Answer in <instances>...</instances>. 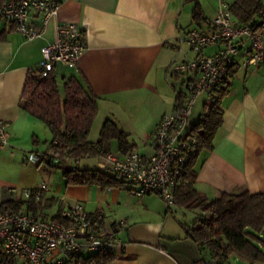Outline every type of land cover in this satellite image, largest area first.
Listing matches in <instances>:
<instances>
[{
    "label": "crops",
    "instance_id": "obj_1",
    "mask_svg": "<svg viewBox=\"0 0 264 264\" xmlns=\"http://www.w3.org/2000/svg\"><path fill=\"white\" fill-rule=\"evenodd\" d=\"M56 1V15L40 37L26 40L1 21V26L6 24L7 34L0 40V119L9 123V144L0 150V203L7 195L19 199L22 189L45 186L42 199H53V205L64 208L77 201L87 212L101 214L108 221L124 220L120 236L125 247L114 252L110 264H195L203 253L191 237L195 218L190 219V210L183 206L167 208L156 194L137 196L126 184L68 185L61 175L58 181L47 180L49 185L42 174L54 170L29 163L27 155L33 151L44 153L52 133L20 106L25 77L37 68L40 47L54 41L58 25L77 22L85 49L74 67L55 66L58 85L74 76L96 97L95 118L102 117L96 127L98 136L103 122L110 119L128 134L131 150L152 153L156 125L175 108L177 94L182 92L178 84L183 79L171 74V66L193 57L183 39L190 29L199 28L192 21L194 2ZM234 1L198 0L205 20L212 18L222 4L229 6ZM30 15L36 22V13L31 11ZM245 41L239 39L242 48L220 99L222 121L213 147L201 149L191 164L193 187L209 199L220 191L237 192L241 188L251 194L264 193V66L242 65ZM216 50L217 45L206 52L213 54ZM203 95L210 99L206 104L216 92ZM201 112L194 116L193 109L192 124ZM98 136L87 139L96 141ZM110 151L121 157L129 152L121 153L116 141L111 142ZM259 237L264 240V231Z\"/></svg>",
    "mask_w": 264,
    "mask_h": 264
},
{
    "label": "built area",
    "instance_id": "obj_2",
    "mask_svg": "<svg viewBox=\"0 0 264 264\" xmlns=\"http://www.w3.org/2000/svg\"><path fill=\"white\" fill-rule=\"evenodd\" d=\"M56 0H3L0 20L11 25L26 40L40 37L58 9ZM37 15L31 19L30 12ZM207 28L190 29L183 41L193 53L191 59L174 62L171 74L182 77L185 90L180 103L164 114L152 135L153 152L131 150L124 156L109 151L100 156L96 166L108 170L137 195L156 194L169 208L175 204L178 187L185 184L187 166L197 156L198 141L192 135V114L197 98L210 93L226 77L241 50L239 39L248 42L243 50V66H264V16L258 28L238 24L228 6L222 4L206 20ZM182 39H180V42ZM217 45L213 54L206 49ZM85 49L78 23L68 21L56 27L55 39L39 49L37 71L42 75L54 71L57 64L74 67ZM9 123L0 119V150L8 147ZM29 163H58L55 155L30 152ZM77 160L68 161L75 166ZM45 186L22 189V198L32 194L39 199ZM13 191H16L13 189ZM124 220L108 221L101 214L87 212L80 202L67 203L59 219L43 218L24 210L0 211V252L7 264H76L80 257L113 255L123 251L120 236ZM195 264H218L215 260H198Z\"/></svg>",
    "mask_w": 264,
    "mask_h": 264
},
{
    "label": "trees",
    "instance_id": "obj_3",
    "mask_svg": "<svg viewBox=\"0 0 264 264\" xmlns=\"http://www.w3.org/2000/svg\"><path fill=\"white\" fill-rule=\"evenodd\" d=\"M190 1L194 2L193 23L199 28H207L198 0ZM2 3L3 0H0V6ZM228 8L238 24L249 25L253 29L259 27L258 23L264 16V0H235ZM6 34V24L1 26L0 20V40L5 39ZM231 67L214 89L216 95L211 102L203 105L201 114L192 124L191 132L198 141V153L201 149L211 150L213 147L215 134L222 121L220 99L228 88V77L233 73ZM63 80L59 86L54 72L42 76L37 69L30 70L21 94V108L42 121L52 133V140L44 153L55 155L60 161L55 164L49 162L48 165L62 169L68 185L123 187L125 183L110 171L97 166L80 168L78 163L83 157L108 153L113 141L117 142L121 153L128 152L132 147L128 134L107 119L100 128L98 139L89 141L87 136L97 114V99L74 76ZM181 93L177 94V103L181 101ZM70 160H77L75 166L68 165ZM193 161L184 174L186 183L176 191L175 204L198 211L191 227V237L203 253L200 260H215L218 264H264V240L259 237L264 231V193L251 194L241 188L237 192L220 191L209 199L193 187ZM42 196V192L39 199L33 194L26 199H12L7 195L0 203V211L24 210L35 216L59 219L62 208L59 206L57 213L49 217L45 209L51 207L54 200H43ZM113 259L114 256L110 254L90 255L78 258L76 264H110ZM0 264H7L1 252Z\"/></svg>",
    "mask_w": 264,
    "mask_h": 264
},
{
    "label": "rangeland",
    "instance_id": "obj_4",
    "mask_svg": "<svg viewBox=\"0 0 264 264\" xmlns=\"http://www.w3.org/2000/svg\"><path fill=\"white\" fill-rule=\"evenodd\" d=\"M248 45V42L245 41V47H247ZM67 67V66H66ZM180 83V82H179ZM179 87L181 88L182 91L185 90V87L183 86L182 82L180 84H178ZM205 101H210L209 97L201 94L196 102H195V105H194V116L196 115V113H198L199 111L202 110V107H203V104ZM102 117L99 115L97 116L95 119H94V122L88 132V136L87 138L89 140H95L96 137L98 136V129L96 128L97 127V123H99V120L101 119ZM82 160H80L81 162L78 163V166L80 168H93L95 167V165L97 164L98 160L95 158V157H83L81 158ZM39 168L40 169H45L46 171L48 170H54V172H52L51 174H47V173H43L42 176L44 177V179L46 180V182H48L50 180V182L52 181H58L59 177L62 175V169L60 168H56L54 166H51V165H48L46 163H40L39 164ZM59 175V176H58ZM42 177V178H43ZM48 180V181H47ZM50 182L49 185H50ZM21 197V196H20ZM162 201V200H161ZM162 203L164 204V202L162 201ZM58 207L59 205L56 204V205H53L51 207H48L45 209V212L46 214L50 217V216H53L57 213V210H58ZM187 214H188V217L191 219V218H195L196 215L198 214V211L197 210H190V211H187ZM195 220V219H194ZM257 264H261V263H257Z\"/></svg>",
    "mask_w": 264,
    "mask_h": 264
}]
</instances>
